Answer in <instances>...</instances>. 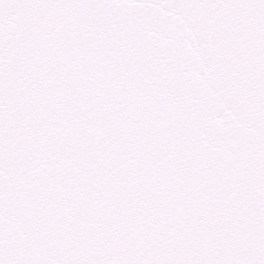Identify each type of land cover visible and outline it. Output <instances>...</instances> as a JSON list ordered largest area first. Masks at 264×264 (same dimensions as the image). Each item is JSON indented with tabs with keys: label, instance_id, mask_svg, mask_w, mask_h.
I'll use <instances>...</instances> for the list:
<instances>
[{
	"label": "snow or ice",
	"instance_id": "obj_1",
	"mask_svg": "<svg viewBox=\"0 0 264 264\" xmlns=\"http://www.w3.org/2000/svg\"><path fill=\"white\" fill-rule=\"evenodd\" d=\"M0 264H264V0H0Z\"/></svg>",
	"mask_w": 264,
	"mask_h": 264
}]
</instances>
